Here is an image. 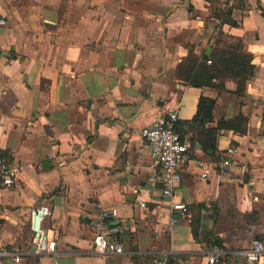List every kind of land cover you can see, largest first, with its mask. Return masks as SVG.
I'll return each mask as SVG.
<instances>
[{
	"label": "crops",
	"instance_id": "crops-1",
	"mask_svg": "<svg viewBox=\"0 0 264 264\" xmlns=\"http://www.w3.org/2000/svg\"><path fill=\"white\" fill-rule=\"evenodd\" d=\"M219 37L240 38L252 54L239 94L233 80L218 89L175 77ZM201 95L215 100L206 126L242 113L246 129L219 130L214 151L195 142L173 196L162 197L139 130L169 105L191 120ZM229 145L228 173L200 177L195 160L214 162ZM0 154L26 165L0 186V241L22 252L0 264H209L215 247V264H264L235 253L254 238L264 244V0H0ZM98 201L126 228L121 255L93 252ZM38 205L50 210L42 225L53 254L30 253Z\"/></svg>",
	"mask_w": 264,
	"mask_h": 264
},
{
	"label": "built area",
	"instance_id": "built-area-1",
	"mask_svg": "<svg viewBox=\"0 0 264 264\" xmlns=\"http://www.w3.org/2000/svg\"><path fill=\"white\" fill-rule=\"evenodd\" d=\"M207 61L210 62V60ZM188 126L189 124L186 121L179 118L177 107L169 105L152 125L144 126L139 130L150 152L152 164L156 169V180L160 184L162 197L170 198L173 196L175 188L181 181V168L189 160V154L195 145L191 142L189 133L186 132ZM235 152L236 147L229 145L214 162L196 159L195 164L201 170L199 173L200 177L209 178L212 171H216L219 174L228 173ZM25 169L26 165L8 161L0 154V186L8 187L14 184ZM137 202L141 206H146V202L143 200H138ZM95 205L98 208V212L89 221V227L92 230L93 252L99 255H121L125 253L121 237L127 231L125 227L115 222L118 218L117 209L105 206L99 201L95 202ZM171 206L173 210L190 221L191 213L186 203L175 201ZM49 213L50 210L46 205L34 206L30 210V253L33 255L41 256L56 252L54 237L42 225L43 217ZM172 222L175 223L176 218H172ZM218 250L219 248L215 247L207 255L209 264H215ZM235 253L244 255L249 261L264 263V244L259 238L252 239L249 247L239 249ZM5 258L19 262L22 258V252L0 241V259Z\"/></svg>",
	"mask_w": 264,
	"mask_h": 264
},
{
	"label": "trees",
	"instance_id": "trees-1",
	"mask_svg": "<svg viewBox=\"0 0 264 264\" xmlns=\"http://www.w3.org/2000/svg\"><path fill=\"white\" fill-rule=\"evenodd\" d=\"M224 19L225 17L222 16V20ZM251 60L252 54L244 49V43L240 38L228 41L219 37L209 54L191 52L179 62L175 67V77L188 85L218 89L224 88L225 81L233 80L237 85L235 93L239 94L244 90L247 79L253 74L254 65ZM214 103L213 98L201 95L195 114L191 120H186L189 124L186 132L189 133L191 142L200 143L205 152L209 149L214 151L219 130L232 129L243 133L247 125L246 116L238 113L232 118L219 119L215 126H206L213 120ZM199 225V217L194 215L191 219V227L195 236ZM213 240L215 244H220L218 238Z\"/></svg>",
	"mask_w": 264,
	"mask_h": 264
},
{
	"label": "rangeland",
	"instance_id": "rangeland-1",
	"mask_svg": "<svg viewBox=\"0 0 264 264\" xmlns=\"http://www.w3.org/2000/svg\"><path fill=\"white\" fill-rule=\"evenodd\" d=\"M220 2L222 3L223 0H220ZM221 11H222V12H221V13H222V16L225 17L223 10H221ZM30 235H31V233H30ZM147 260H148V259H147ZM148 261H149V260H148Z\"/></svg>",
	"mask_w": 264,
	"mask_h": 264
},
{
	"label": "water",
	"instance_id": "water-1",
	"mask_svg": "<svg viewBox=\"0 0 264 264\" xmlns=\"http://www.w3.org/2000/svg\"><path fill=\"white\" fill-rule=\"evenodd\" d=\"M197 146H198V147H201L199 143L197 144Z\"/></svg>",
	"mask_w": 264,
	"mask_h": 264
}]
</instances>
